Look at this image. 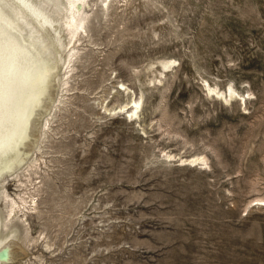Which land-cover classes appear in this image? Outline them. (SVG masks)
<instances>
[{
	"label": "rangeland",
	"instance_id": "rangeland-1",
	"mask_svg": "<svg viewBox=\"0 0 264 264\" xmlns=\"http://www.w3.org/2000/svg\"><path fill=\"white\" fill-rule=\"evenodd\" d=\"M89 2L97 14L102 0ZM90 35L100 44L73 62L81 89L56 126L50 166L40 159V173L0 183L2 213L10 195L28 200L3 228L27 244L24 261L264 264V206L254 200L264 197V0H112ZM159 57L178 65L165 88H148L137 73ZM121 79L145 93L141 118L102 107L110 91L124 99ZM204 79L254 97L230 106L202 91ZM169 151L205 153L210 166Z\"/></svg>",
	"mask_w": 264,
	"mask_h": 264
},
{
	"label": "bare ground",
	"instance_id": "bare-ground-1",
	"mask_svg": "<svg viewBox=\"0 0 264 264\" xmlns=\"http://www.w3.org/2000/svg\"><path fill=\"white\" fill-rule=\"evenodd\" d=\"M89 5V0H0V55L6 72L5 100L0 116V183L7 175L31 177L40 173V159L46 167L50 166L48 161L57 152L52 149L58 133L56 126L62 119L61 114L69 108V95L81 89L77 81L82 74L75 71L73 62L83 59L79 54L83 45L98 48L100 43L92 40L90 31L97 16L103 19L108 15L112 0H102L97 14L87 9ZM176 63V58L159 57L138 69L137 76L152 80L148 88H165L170 73L176 70ZM203 82L201 88L206 95L211 94L212 99L224 100L230 106L243 104L238 97L247 107L254 97L251 89L244 90L245 95L234 82L228 84V88L212 84L208 79ZM120 83L125 90L117 88L115 93L124 99L115 98L110 91L102 107L114 115L125 112L132 118H141L145 93L133 90L132 94L133 88L128 82L121 79ZM37 152H40L39 157ZM165 155L185 165L210 166L205 153L183 156L169 151ZM43 173L41 176L49 175L48 170ZM19 182L25 183L21 178ZM3 191L7 193L4 188ZM10 196V202L5 204L6 212L0 210V264H27L24 261L27 244L22 242L16 229L3 231V228L7 218L28 200L19 193L21 202ZM1 197L8 200L0 190ZM254 200L264 206V197ZM41 239L46 251H51L54 243L49 235L41 232L36 241Z\"/></svg>",
	"mask_w": 264,
	"mask_h": 264
},
{
	"label": "snow or ice",
	"instance_id": "snow-or-ice-1",
	"mask_svg": "<svg viewBox=\"0 0 264 264\" xmlns=\"http://www.w3.org/2000/svg\"><path fill=\"white\" fill-rule=\"evenodd\" d=\"M5 66L2 55H0V116L3 114V105L5 100Z\"/></svg>",
	"mask_w": 264,
	"mask_h": 264
}]
</instances>
